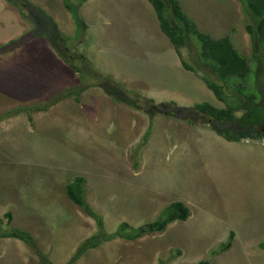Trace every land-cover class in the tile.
<instances>
[{
	"label": "rangeland",
	"instance_id": "1",
	"mask_svg": "<svg viewBox=\"0 0 264 264\" xmlns=\"http://www.w3.org/2000/svg\"><path fill=\"white\" fill-rule=\"evenodd\" d=\"M3 1L10 7H0V45L19 30L14 14L17 7ZM30 1L52 13L62 35L57 44L77 66V74H82L74 85L52 95L47 106L67 98L69 95L60 96L67 91L93 85L103 93V100L95 96L101 103H93L94 111L86 113L95 117L94 123L82 124L88 94L76 101L84 102L82 111L77 110L81 107L65 109L71 119L75 115L72 109L77 110L75 116L84 131L81 137L73 135L71 128L65 134L54 127L64 104L46 117L36 115L33 125L25 127L33 130L45 125L39 143L32 138L21 143L0 137V215L11 213L10 223L2 215L0 233L27 231L39 251L2 233L0 264H198L202 260L209 264H264V248L258 245L264 239V137L227 139L218 131L242 128L264 133L262 68L256 67L251 75L249 91L255 92V98L253 103L246 101L251 114L248 124L214 123L193 108L201 102L225 105L205 83V73L214 76L194 62L198 48L194 38L178 53L161 32L147 0H86L77 8L86 27L74 22L62 0ZM179 1L198 29L215 38L228 35L235 47L251 58L252 43L245 30L250 20L239 0ZM28 24L22 25L23 34L32 28ZM24 42L14 54L0 57V72L6 73L0 78V98L13 94L28 99L36 90L28 82L20 86L7 70L17 64L12 60L16 53L34 54L27 49L31 41ZM49 45L52 50L46 52L47 60L56 63L57 71L72 84L68 66L53 57L65 59ZM24 68L31 77L41 71L43 76V66L34 60ZM72 78H77L76 74ZM105 80L109 90V82H114L117 92L123 89L133 101L140 97L141 104L138 101L134 108L115 100L99 86ZM229 101L238 103L234 97ZM173 108L182 109L187 116L168 113ZM6 118L0 119V125L4 123L0 135L6 131L3 128L9 130ZM17 128L11 132L19 134ZM76 174L85 178V199L103 220L100 230L95 219L65 194L66 183ZM173 201L188 206L187 219L134 240L109 238L121 221L133 226L152 222ZM230 232V245L221 250ZM96 233L104 239L80 251L86 239Z\"/></svg>",
	"mask_w": 264,
	"mask_h": 264
},
{
	"label": "trees",
	"instance_id": "2",
	"mask_svg": "<svg viewBox=\"0 0 264 264\" xmlns=\"http://www.w3.org/2000/svg\"><path fill=\"white\" fill-rule=\"evenodd\" d=\"M8 1L18 8L25 19L32 24V28L21 36L0 45V53L6 52L11 47L21 44L32 37L41 36L49 41L58 54L62 56L75 71H79L77 66L73 64L72 60L62 54L60 46L57 44V42L62 39V35L60 34L55 20L49 13H47L46 10L32 3L30 0ZM85 1L86 0H76V2L72 3L70 0H62L64 7L71 13L74 22L78 26L82 25L83 27H86V25H84L83 21L80 19L77 13V8ZM147 1L150 3L155 12L161 32L168 37L174 49L178 53L181 47L187 45L188 40L194 38L198 47L194 62H197L196 64L199 63L203 69L214 76L215 79L205 73V83L214 93L216 98L225 104L224 107H216L208 102H201L194 104L193 108L198 112L207 115L214 123L234 124L235 122H240L248 124L251 114L248 115L247 113L248 106L246 101L249 100V103H253L255 98V92L249 91V88H252L251 79L254 78L251 75L254 74V70L258 67V65L262 68V74H264V0H239L243 12L250 20V22L245 26V29L250 36L253 49L252 57L249 61L250 63L234 47V44L228 35L215 38L198 29L196 23L184 11L179 0ZM182 63L186 68L193 70V67L188 65L185 61H182ZM107 83L108 82L105 80L99 86L115 100L122 101L134 108L139 106L138 101L139 104H141L140 102L142 99L140 97H138V100L133 101L123 89H120V91L117 92L115 90L117 88L114 82H109L112 84L110 90ZM81 90L78 89L77 91L80 92ZM77 91H72V95L76 97L78 95ZM70 94L71 92L67 91L60 96L63 97ZM233 97L236 100L238 99V103H232L229 101V99L231 100ZM158 106L164 109L162 104H159ZM153 109L155 111L154 107L152 110ZM238 110H242L241 115L237 114ZM168 113L173 114L176 117L185 118L187 116V114L179 108H173L169 110ZM218 131L227 139H238L239 137L247 136L255 139H259L262 136L264 137V133H259V130L254 132L253 129L247 130L241 128L239 130L237 128H223L221 130L218 129ZM147 133L143 137L144 140L147 138ZM258 133L262 135L260 136ZM84 180L85 178L81 176H75L72 181L66 184L65 191L71 201L83 207L86 213L95 219L100 230L103 226V221L84 198ZM189 213L190 211L188 206H186L183 202L173 201L162 209L160 216L156 220L137 226H133L127 222H121L117 229L109 235V238L121 237L133 240L145 233L162 231L173 221L187 219ZM6 216L9 217L10 213L7 212ZM4 233V235L24 241L26 244L39 252L29 232L11 229L10 231H6ZM231 237L232 232L229 233L227 241L221 243V250L226 249L230 245ZM103 239L104 236L98 235V233L92 235L90 238L86 239L80 251L84 250L86 246H95L97 241ZM258 245L261 248H264V239H262ZM43 256L44 255H42V258ZM198 264L209 263L208 260H202L199 261Z\"/></svg>",
	"mask_w": 264,
	"mask_h": 264
},
{
	"label": "crops",
	"instance_id": "3",
	"mask_svg": "<svg viewBox=\"0 0 264 264\" xmlns=\"http://www.w3.org/2000/svg\"><path fill=\"white\" fill-rule=\"evenodd\" d=\"M0 7L6 10V9H9L6 7H10V4L7 5L3 0H0ZM14 9L15 8H13V10ZM44 10H46L47 13L53 16L52 13L49 12L48 9L45 8ZM66 11L70 13L67 9ZM14 14L16 16V21L19 22V28H18L19 30L18 32L16 33L14 32L10 36L1 40L2 42L9 41L11 39L17 38L18 36H21V34H23V31L25 30L24 29L25 26L22 27V25H29L28 20L24 18V16L20 13V11L14 10ZM29 41H31V45L30 47H27V49L29 51L31 50L34 54H30L27 56H21L18 53H16L13 56L12 60L16 61L17 64L14 66L9 65L7 70L8 72H13V75H15L14 78L18 81V84L20 86L25 85L28 82L30 85H33L36 90L32 96H28V99L24 98L23 96L13 95V94L0 98V119H2L1 117H3L5 113L11 114L10 117L6 118L8 119L6 120V122H7V125L9 126V130L3 128L6 131L3 132V134L0 135V137L1 138L2 137L16 138V139H19L21 143H26V141H28L27 140L28 138H32L33 142L39 143V141H41L42 139V134L44 132L45 125L36 126L33 130L32 129L26 130L25 127L28 128L31 125H33V121L36 115L40 114V115H43V117H46L47 114H50L56 111L58 109L57 108L58 105H63V104L65 105L64 110H63L64 112H62V114L57 116V119L54 122V127L57 129L63 130L65 134L69 133L70 132L69 128H71L73 135H76L77 137L78 136L81 137L84 131L83 130L81 131L80 129L81 122L80 120H78L79 117L78 119H76L75 115H77V110L82 111V106L85 107V104L84 102H82L80 105L76 101H79V99H81L83 95L85 96H87V94L89 95L88 102L90 104L89 103L88 105L86 104L87 108L85 107V110L82 111L87 120L86 119L85 120L81 119V120H82V124H85L87 122L94 123L95 121H92V119H94L95 117H92V116L87 117L86 113L87 112L89 113L90 111H94V108H92L93 103H101L99 99L95 96H99L100 99L103 100V96H102L103 93H100L97 90V87L93 85V87L90 86V87L84 88V90L79 93L78 99H75L73 96H69L71 98L67 97L63 100L58 101L59 103L57 102L54 105L47 106L46 101L49 100L52 95L57 94V92L59 91L60 92L63 91L66 85H68V87L71 85H74L76 83L75 80L79 79L81 77V74L78 75L77 71H75L68 63H65V60L61 59L60 57H53L56 60L62 62L64 65L68 66L71 72L70 81H74L72 84H68L64 74H61L57 71L59 66L53 61L47 60L48 57L45 56L48 50H52L51 46L49 45L50 43H48L49 41H47L46 38L41 37V36H36L34 38L26 40V42H29ZM24 43L25 42H23V44ZM21 45L22 43L16 47L14 46L15 48L12 47L8 51L4 52L3 54H0V57L3 55L14 54L15 52L18 51V48ZM38 47H42V49L39 50L37 49ZM41 51H44L43 52L44 54L40 53ZM0 60H2V58H0ZM3 60H6V59H3ZM31 60H34L37 64H39L40 66H43V76H42V71L40 72V75L37 77H31V75L26 73L24 64ZM8 62H10L9 58H8ZM75 74L77 78H72V76H74ZM5 75H6L5 72H0L1 79L4 78ZM43 102H45L46 105H44L45 103L42 104L44 106L40 105ZM67 107H71V108L81 107V109H77V110L72 109L75 111L73 113L75 115H73V118L71 119L70 116H68V114L66 113L67 111H65ZM29 108L31 109L28 110ZM64 114L67 116L65 117ZM29 118H31V123H29ZM82 118H83V115H82ZM1 125H4V123ZM49 126H51V124H49ZM16 128L19 130V134H15L11 132V131H14ZM19 128H21L22 130Z\"/></svg>",
	"mask_w": 264,
	"mask_h": 264
},
{
	"label": "clouds",
	"instance_id": "4",
	"mask_svg": "<svg viewBox=\"0 0 264 264\" xmlns=\"http://www.w3.org/2000/svg\"><path fill=\"white\" fill-rule=\"evenodd\" d=\"M18 9V8H17ZM246 30V29H245ZM247 32V31H246ZM248 34V33H247ZM249 35V34H248ZM249 38H250V36H249ZM231 39V38H230ZM232 40V39H231ZM251 41V40H250ZM234 44V43H233ZM234 47H235V45H234ZM236 48V47H235ZM237 49V48H236ZM238 50V49H237ZM239 51V50H238ZM239 53L243 56V57H245L247 60H248V62L250 61V59L248 58V57H246V56H244L240 51H239ZM252 53H253V49H252ZM251 57H252V55H251ZM250 63V62H249ZM254 66H256V65H254ZM259 66V65H258ZM254 72H255V70H254ZM82 75V74H81ZM254 77V76H253ZM86 88V87H85ZM83 90V89H82ZM81 90V91H82ZM69 92V91H68ZM79 95V94H78ZM78 95L75 97L74 95H72V93L69 95V96H73L75 99H78ZM69 96H67V97H69ZM31 108H29L28 110H30ZM11 116V114L10 113H5L4 115H3V117L5 118V117H10ZM3 117H1L2 119H4ZM29 123H31V118H29ZM76 176H81V177H83L84 178V176L83 175H80V174H76ZM72 181V180H71ZM85 181V180H84ZM69 183V182H68ZM67 184V183H66ZM83 185H84V182H83ZM65 187H66V185H65ZM84 189H85V187H84ZM65 194H66V191H65ZM66 196H67V194H66ZM68 197V196H67ZM84 198H85V195H84ZM70 200V199H69ZM86 200V199H85ZM71 201V200H70ZM73 202V201H72ZM86 202L88 203V201L86 200ZM74 203V202H73ZM75 205H77L76 203H74ZM89 204V203H88ZM90 205V204H89ZM186 205V204H185ZM78 207H80V208H82L83 210H84V208L83 207H81V206H79V205H77ZM91 206V205H90ZM187 206V205H186ZM91 208H92V206H91ZM93 209V208H92ZM84 212H86L85 210H84ZM6 213L7 212H5V213H2V215L5 217V218H9V219H7V221L6 222H8V223H10V221H11V213H10V216L8 217V216H6ZM2 215H0V219L1 218H3V216ZM90 216V215H89ZM91 217V216H90ZM94 219V218H93ZM103 221V220H102ZM121 222H126V221H121ZM128 223V222H127ZM2 233H4V232H1V235H2ZM4 235V234H3ZM142 236V235H141ZM137 239V238H136ZM131 240V239H130ZM134 240V239H133ZM79 248V247H78Z\"/></svg>",
	"mask_w": 264,
	"mask_h": 264
}]
</instances>
